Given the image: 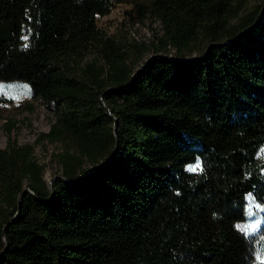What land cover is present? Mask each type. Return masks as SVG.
I'll return each mask as SVG.
<instances>
[{
    "label": "trees",
    "instance_id": "16d2710c",
    "mask_svg": "<svg viewBox=\"0 0 264 264\" xmlns=\"http://www.w3.org/2000/svg\"><path fill=\"white\" fill-rule=\"evenodd\" d=\"M244 2L0 0V81L53 104L41 138L63 145L50 184L32 144L0 148V264H264L246 232V196L264 208V2L231 23ZM117 4L161 24L139 69L98 29ZM92 47L105 63L78 71Z\"/></svg>",
    "mask_w": 264,
    "mask_h": 264
},
{
    "label": "rangeland",
    "instance_id": "374dc122",
    "mask_svg": "<svg viewBox=\"0 0 264 264\" xmlns=\"http://www.w3.org/2000/svg\"><path fill=\"white\" fill-rule=\"evenodd\" d=\"M263 2L264 0H245L238 14L231 16L230 22L233 24L238 22L241 16ZM129 9L127 5L117 4L107 15L97 17V26L101 35L121 46L126 54L131 56L132 63H135L134 68L139 69L151 56L152 43L157 44V37L162 34V28L160 22L153 18H147L142 22L132 21L125 13ZM204 48V39L200 38L184 50L183 54L187 59H192L199 56ZM140 52H144L142 58ZM167 54L174 55L175 49L170 47ZM91 63L99 66L105 63L102 52L97 48L92 47L86 52L76 69L80 71ZM0 95L5 99L3 106L5 113L0 117V148H7L10 144L18 146L32 144L33 157L43 166L44 179L50 184L54 176L61 173L57 154L62 152L63 148L59 142L51 143L41 138V134L48 132L54 122L53 104H46L35 98L26 82L16 80L0 81ZM259 155L264 157V146L260 149ZM89 165L85 163L84 169L89 170ZM193 168L195 171L201 168L199 159L185 166L188 171H193L191 170ZM246 202V232L257 236V259L259 263H264V208L255 202L252 195L246 196Z\"/></svg>",
    "mask_w": 264,
    "mask_h": 264
},
{
    "label": "snow or ice",
    "instance_id": "6c2138e0",
    "mask_svg": "<svg viewBox=\"0 0 264 264\" xmlns=\"http://www.w3.org/2000/svg\"><path fill=\"white\" fill-rule=\"evenodd\" d=\"M197 167H198V166H197ZM191 170L195 171L196 169H195V168H193V169H191Z\"/></svg>",
    "mask_w": 264,
    "mask_h": 264
}]
</instances>
